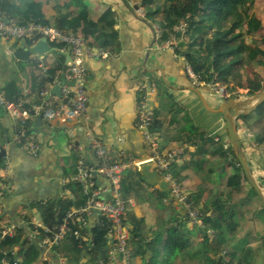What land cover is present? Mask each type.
Wrapping results in <instances>:
<instances>
[{"label":"trees","instance_id":"16d2710c","mask_svg":"<svg viewBox=\"0 0 264 264\" xmlns=\"http://www.w3.org/2000/svg\"><path fill=\"white\" fill-rule=\"evenodd\" d=\"M124 2L137 3L143 8L147 20L159 25L161 44L171 39L176 25L185 23L184 43L191 51L185 55L186 62L191 65L199 81L223 89L226 99L240 95L252 96L264 89V0H124ZM32 4L39 6L38 15L35 17L30 8L24 9L23 17L18 24L40 22L80 33L92 47L100 39L105 38L108 42V39L112 41L116 35L114 30L116 14L111 8L96 21L92 19L88 0H69L63 4H54L52 5L54 13L51 16L42 11L41 3ZM8 7H11L10 1L0 0L1 15L10 17L9 11L3 9ZM62 7L66 8L67 14L61 13ZM62 46V43L52 44L55 50ZM175 51L179 52L178 47ZM54 71L46 69L35 78V90L33 89L30 95L33 102L50 101L46 95H42V91L45 84L51 81ZM189 79L192 80L190 77ZM158 84V89H161L159 96L166 94L163 95L166 99L159 109L153 108L150 130L160 144L161 137L164 136L163 128L167 123L176 120L179 124L176 140L181 146L194 147L193 151L186 149L180 158L175 159L169 171L182 187L191 209L198 213L202 224L212 232L209 236L208 231L202 230L198 223H193V228L189 229L187 222L190 219L181 210L174 208L176 201L172 194L162 191L161 194L169 198L167 208L170 218L167 217L162 224L147 264H264V203L245 177L229 142L226 128L225 135L222 132L215 133L219 138L216 140L211 132L213 129L209 132L200 127L185 106L183 108L181 105L178 106L177 112L183 114L173 118V114L170 115L175 113L176 109L173 101L167 97L168 86L161 81ZM5 89L11 99L21 94L12 84L9 85V89ZM53 105L58 106V103ZM259 106L260 118L247 121ZM215 115L221 116L220 113ZM235 122L249 165L254 171H262L264 174L262 164L264 153H261L263 155L260 159L254 154L255 150L260 151L263 148L264 151V101L254 111L240 113ZM195 133L198 134L197 138L193 136ZM226 142L227 147H224ZM253 142L258 146L255 149ZM187 155L188 158L183 160ZM86 164L92 169L96 167V165L91 167L88 162ZM137 177L145 180L138 170L129 169L125 172L121 181L124 199L128 200L137 192ZM95 180L98 187L97 178ZM262 183L264 184V177ZM67 186L77 195V202L60 197L37 204L44 227L49 230L48 233L44 231V227H38L37 231L30 215L24 216L31 234L38 232L39 241L58 232L72 208L84 205L91 196L90 192L85 195L80 191L76 179L70 181ZM134 218L132 210L126 212L125 220L129 226ZM85 222V213L74 214L69 218V229L63 242L70 244L74 256L79 255L81 244H91L90 252L94 251L97 256L102 257L100 249L109 242L110 223L102 216L101 223L92 230V241L88 242L85 238L89 237L90 233L84 225ZM2 229L0 224V253L5 255L4 262L0 264H39L41 247L38 244L39 248L29 238L31 235L26 234L24 226L19 225L13 236L1 237ZM130 230L135 234L133 229ZM17 246L20 249L16 250Z\"/></svg>","mask_w":264,"mask_h":264},{"label":"crops","instance_id":"0c3cea01","mask_svg":"<svg viewBox=\"0 0 264 264\" xmlns=\"http://www.w3.org/2000/svg\"><path fill=\"white\" fill-rule=\"evenodd\" d=\"M2 1L5 2V0ZM8 1L11 7L3 9L9 11L10 17H5L17 23L22 19L24 9L30 8V12L35 17L38 15L40 8L38 5L33 6L32 3H41L42 11L51 16L54 13L52 5L68 2V0ZM88 1L93 20H99L108 8L116 14L114 25L116 35L112 41L108 39V43L107 39L102 38L98 43L93 44L94 49H101L105 54L86 60L89 70L88 127L94 137L110 151L114 159L142 160L149 155V150L136 127L137 110L143 93L142 85L149 80L156 82L155 89L148 93L154 109H159L166 99L163 96L166 94L159 96L161 89H158V83L161 81L168 86L167 97H170L176 109L175 113L171 115L168 113L170 116L172 114L173 118L180 116L183 112L178 113L177 108L179 105L183 108L185 106L196 124L207 131L213 129L211 132L215 139L218 138L215 134L217 132L225 135L226 125L222 114L215 115L216 112L206 107L202 101L204 98L211 109H217L226 100L223 91H217L214 86L205 85L202 82L200 85H204L201 87L192 83L186 74L185 56L174 50L173 37L161 44V28L157 23H151L146 19L143 8L137 3H126L124 0ZM136 5L138 6L135 7ZM61 13L67 14L65 7L61 8ZM38 40L40 39L36 41L14 39L7 42L0 37V85L9 89V85L12 84L21 94L26 92L31 95L33 89L35 90V78L43 71V67L54 69L51 81L45 84L44 89L49 90L46 97L52 104L58 103L61 94H57L55 88L64 81L68 71L66 62L69 55L51 47L48 52L33 53L25 59L15 55L18 48L25 51L34 46ZM183 44L184 48L188 49L187 45ZM56 76L58 79L54 81ZM16 124L17 121L0 107V168L6 163L9 164L8 175L0 179V224L3 228L1 237L13 236L19 225L24 226L26 234L31 235L29 238L41 247L39 264L44 262L48 264H120L110 259L113 247L110 236L109 242L100 249L102 257L97 256L94 251L90 252L91 244H81L79 255L74 256L70 244L66 242L62 241L54 248L45 242V238L39 241L38 232L31 234L29 225L27 226L24 221V216L30 215L37 230L38 227H44L37 204L46 203L51 199L57 200L60 197L77 202V195L67 186L70 181L76 179L80 191L85 195L88 194L78 178L79 161L83 159L85 164L88 162L92 167L97 164V159L86 139L83 121L79 120L64 126L57 121H48L30 111L27 131L34 135L39 144V151L34 155L27 151L24 144L11 141L12 135L18 128ZM178 126L176 120H172L163 128L164 136L160 141L163 151L181 146L176 140ZM193 136L197 138L198 134L195 133ZM184 146L188 151L194 150L192 145ZM253 146L254 149L258 147L254 142ZM254 154L257 159L263 155L258 150H255ZM187 158L188 155L183 160ZM95 178L100 190L104 191L105 197H109L110 182L102 176L95 175ZM4 180L8 182L5 183ZM136 180L137 192L128 199L131 201L128 211L132 210L135 214L134 221L130 223V229L135 231V234L131 233L130 264H147V259L152 256L151 248L156 242L157 234L167 217L170 218L167 208L169 198L161 194V189L150 185L146 180L138 177ZM87 202L84 205H76L72 209L83 207ZM174 208L180 210L176 203ZM84 213L86 221L84 225L90 233L89 237L85 236L88 240L86 238L85 240L91 242L92 230L101 223L102 215L98 211ZM187 223L190 228V223ZM11 225H14L11 235L5 234V230ZM202 229L208 230L204 226ZM15 249L18 250L20 247L17 246ZM4 258L5 255L0 259L1 263L4 262Z\"/></svg>","mask_w":264,"mask_h":264},{"label":"built area","instance_id":"2783aa9c","mask_svg":"<svg viewBox=\"0 0 264 264\" xmlns=\"http://www.w3.org/2000/svg\"><path fill=\"white\" fill-rule=\"evenodd\" d=\"M186 24L180 23L174 27L175 44L179 39L185 38ZM0 37L5 41L14 39L32 40L46 39L52 48L53 43H62L60 51L69 55L66 62L68 71L64 76V81L60 84V99L58 106L51 101L45 100L43 103L32 101L30 94L24 92L20 96L9 98L6 89L0 85V107L15 121H17V131L11 137V141L24 144L27 151L36 154L39 151L33 134L27 131V120L30 117V111L37 113L48 121H57L60 125L68 126L70 123L82 120L85 126V136L89 141L90 147L97 159L94 170L87 168L85 161L81 159L78 165V178L83 187L91 196L87 204L75 210H71L67 218L60 225L58 232L52 236H46L45 242L51 247H56L65 238V233L69 229V218L73 215L83 214L84 212L98 211L106 217L110 223V237L113 240V247L110 252L111 261H118L120 264H130L132 257L131 248V230L125 220V214L128 211L131 201L123 198L121 193V181L127 170H137L138 164L143 160L152 159L156 162L155 171L162 175L169 183L171 194L176 201L178 208L193 223H202L198 218V213L191 209L187 203V197L179 183L173 178L169 171L170 165L175 159L180 158L186 150V146H178L163 151L156 136L151 132L150 127L153 121V107L151 106L148 93L155 89V81H147L142 85L143 93L138 106L136 115V127L142 135L149 150L146 159H114L110 151L94 137L88 127V91L87 84L89 70L86 65L88 58L99 57L105 54L101 49L96 50L90 46L84 36L80 33H73L56 26L46 25L40 22H31L26 25L18 24L11 18L0 14ZM53 49V48H52ZM187 74L192 79V83L200 85L201 81L197 79L196 74L189 63L185 64ZM43 71L46 68L43 67ZM58 76L54 78L57 81ZM222 92V90L220 91ZM49 90L44 89L42 95H48ZM31 109V110H30ZM219 138H216V140ZM227 147V142L224 144ZM9 164L0 168V179L8 175ZM95 175L105 177L111 186L109 197H105L104 191L96 186ZM14 225L5 230V234L11 235ZM46 233L48 228H44Z\"/></svg>","mask_w":264,"mask_h":264},{"label":"water","instance_id":"95a60500","mask_svg":"<svg viewBox=\"0 0 264 264\" xmlns=\"http://www.w3.org/2000/svg\"><path fill=\"white\" fill-rule=\"evenodd\" d=\"M136 5L135 7H137ZM50 49V44L47 42L46 39H40L37 41V43L30 47L29 49H26L25 51L21 48H18L15 52V55L21 59L28 58L33 53H45L48 52ZM179 53L182 56H185L191 51H189L187 48H184L183 42L179 43ZM55 92L57 94L60 93V86H57L55 88ZM240 96H237L235 98L226 99L219 108L217 109H211L204 98H202V101L206 107H208L210 110L220 113L223 116V119L225 121V125L227 128L229 141L232 146V149L239 160L243 172L245 174V177L247 178L250 185L256 190L258 193L261 201L264 203V184L262 181H258L254 176V170L249 165L242 146H241V140L237 131L236 126V118L240 113H248L254 110L260 103L264 101V89L257 94H254L248 98H251V102H248L244 105V107L240 108L237 103V99ZM249 104H252L251 106ZM5 152V151H2ZM156 162L152 159L149 160H143L138 164V172L141 174V176L152 186H156L159 189H161L165 193H171L170 185L165 180V178L160 175L158 172L155 171ZM4 256V253H0V259H2Z\"/></svg>","mask_w":264,"mask_h":264},{"label":"rangeland","instance_id":"374dc122","mask_svg":"<svg viewBox=\"0 0 264 264\" xmlns=\"http://www.w3.org/2000/svg\"><path fill=\"white\" fill-rule=\"evenodd\" d=\"M69 1V0H68ZM89 2V1H88ZM89 4V3H88ZM203 83V82H202ZM217 89V91H221L222 89H218V88H216ZM240 97H243V98H248V97H250V95H240ZM242 98V99H243ZM256 109V108H255ZM254 109V110H255ZM260 109H261V107L259 106L258 107V109L254 112V115L253 116H251V117H249V118H247V121H251V120H256V119H259L260 118V116H261V112H260ZM253 110V111H254ZM250 112V111H249ZM248 112V113H249ZM252 112V111H251ZM242 132H244L245 130H241ZM247 136V138H248V132H247V134H246ZM263 149V148H262ZM262 149H260V153H264V151L262 150ZM254 158V157H253ZM256 160V159H255ZM260 161V160H259ZM262 164L264 165V155H263V160H262ZM229 170L231 171L232 169H230L229 168ZM254 176H255V178L258 180V181H262V178L264 177V174H263V172L262 171H254ZM262 175H263V177H262ZM261 178V179H260ZM189 221V223H190V228L189 229H192L193 228V222L192 221H190V220H188ZM198 224H199V226H200V228L202 229L203 228V226L205 227V228H207L205 225H203L202 223H200V222H198ZM250 225L252 224L251 222L249 223ZM208 229V228H207ZM202 230H204V229H202ZM208 231V234H209V236H211V232H212V230L211 229H208L207 230ZM159 255H161V254H159Z\"/></svg>","mask_w":264,"mask_h":264},{"label":"bare ground","instance_id":"6f19581e","mask_svg":"<svg viewBox=\"0 0 264 264\" xmlns=\"http://www.w3.org/2000/svg\"><path fill=\"white\" fill-rule=\"evenodd\" d=\"M243 97H239L237 99V103H238V106H240V108L244 107V105L248 102H251V98H243Z\"/></svg>","mask_w":264,"mask_h":264},{"label":"clouds","instance_id":"9594fccd","mask_svg":"<svg viewBox=\"0 0 264 264\" xmlns=\"http://www.w3.org/2000/svg\"><path fill=\"white\" fill-rule=\"evenodd\" d=\"M172 37L174 38V33H173ZM185 39H186V36H185V38H183V39H179V40L177 41V43L173 45L174 50H175L177 47H178V49H179V43H180V42H183V43H184V42L186 41ZM183 45H184V44H183ZM186 63H187V62H186ZM186 63H185V64H186ZM222 91H223V89H222ZM229 142H230V141H229Z\"/></svg>","mask_w":264,"mask_h":264}]
</instances>
